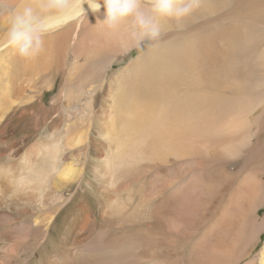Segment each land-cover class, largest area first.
<instances>
[{
    "label": "bare ground",
    "instance_id": "6f19581e",
    "mask_svg": "<svg viewBox=\"0 0 264 264\" xmlns=\"http://www.w3.org/2000/svg\"><path fill=\"white\" fill-rule=\"evenodd\" d=\"M218 6L202 0L182 21H162L159 40L137 45L128 22L110 31L103 4L94 13L82 0L84 14L50 33L24 69L65 72L62 49L74 36L76 62L62 105L22 123L26 136L56 127L47 139L21 155L16 141L0 140L21 156L0 165V264H264V0L203 29ZM1 11L6 31L11 12ZM133 49L136 58L112 69ZM7 93L0 138L9 113L12 123L38 110ZM72 100L84 108L76 124ZM77 146L101 166H61ZM91 171L104 185L95 191L102 208L65 217L91 188Z\"/></svg>",
    "mask_w": 264,
    "mask_h": 264
},
{
    "label": "rangeland",
    "instance_id": "374dc122",
    "mask_svg": "<svg viewBox=\"0 0 264 264\" xmlns=\"http://www.w3.org/2000/svg\"><path fill=\"white\" fill-rule=\"evenodd\" d=\"M220 3V6H218V12L214 14L215 25H204L203 29L206 27H211V28H224L228 23L231 22V17L235 16V14L241 13L245 10H250L253 6V4L259 0H217ZM21 0H4V2L0 3L2 10H4L6 13L12 12L14 8H18L19 3ZM20 7V6H19ZM0 13H3L1 11ZM11 14V13H10ZM206 20H203L205 22ZM62 32V31H61ZM0 44L3 42L5 39V34L6 31H0ZM178 34V33H177ZM185 33H183L184 36ZM49 34L45 37H49ZM53 36H51L52 38ZM77 36H74L70 42V52L66 51L67 48L62 49L63 52V62H66L63 66L61 67L64 68L65 72H56L53 71L54 69L48 71L47 69L44 70V72H41V74H38L37 72L35 73L34 71L28 72L26 71L25 66L30 63V60H24L21 57H19L16 53V51L11 48L7 47L6 49H3L0 51V93L1 97L3 94L5 95L6 91H8V96L10 101H16V106L22 107V106H30L31 108H37L35 112L32 114L29 113L26 110H22L19 112L14 119V121L11 123V115L12 113H9L7 117H4V121L1 122L3 124V128L5 129L3 131V136H1L0 140H3L4 142H17V153L18 155L24 154L35 142L42 140H46L47 137L52 133V131L56 128H52L51 133L49 135H42V133H45V131H37L32 135L26 136V133L23 130H25V125L22 123L27 119L25 117L33 119L39 113L38 111L43 107L45 110H50L49 106L51 103L56 102V105H62L64 102L63 96H64V88H65V82L66 78L69 74V69L71 65H73L76 62L75 55L71 54V50L76 42ZM49 41V39H46ZM47 41L45 42V44ZM49 44V43H48ZM264 46V45H263ZM139 50L138 49H133V52L127 56L124 55V57L121 60L120 65H114L112 69L117 70L118 68L122 69L125 67V65H128L129 62L136 58L138 55ZM51 56V54H50ZM46 60H48L46 58ZM51 58L49 57V61ZM29 61V62H28ZM65 66V67H64ZM26 72H25V71ZM43 71V70H42ZM47 71V72H45ZM56 72V73H55ZM28 73V74H27ZM33 77H32V76ZM39 75V76H38ZM36 76V77H35ZM43 80V81H42ZM41 81V82H40ZM2 101V100H0ZM72 107L74 108L72 111V117L70 119H73L75 121V124L77 121H79L82 118V113H83V104L82 102L77 103L73 101ZM102 103V100H99V103ZM29 113V114H28ZM1 114V112H0ZM60 114V113H58ZM35 115V116H34ZM60 116V117H59ZM59 122L55 125H62L66 124L69 119L67 116H65L63 113L59 115ZM20 120V121H19ZM52 120L48 122V126L51 125ZM46 134V133H45ZM27 137L26 139H24ZM95 139L97 141L100 140V138L95 134ZM17 138V139H16ZM98 148V147H97ZM101 148V147H100ZM103 152L105 150H102ZM101 151V152H102ZM20 152V153H19ZM86 153V156H85ZM16 153L10 152V151H2L0 150V165L6 166L9 165L11 162H16L21 156L15 157ZM87 157V160L85 159ZM59 164L61 166H79L81 168L89 169H94L96 166L100 167L101 164L95 160V154L94 150L90 151H84L82 149V146H77L69 152H62L59 160ZM86 164V165H85ZM87 180L89 183H91V188L88 186L85 188L86 190V195H80L79 200L80 203L78 202L73 206L72 209L69 208V210L64 214L65 217L71 216L74 214L76 209L78 207L80 208H85L87 211L94 209L95 210H100L101 203L98 204V200L100 196H97V193H95L96 188H97V183H98V188L101 186H104L101 184V179L100 177L96 176V172H90L89 177H87ZM261 214L264 213V209L261 210ZM82 217V214H79ZM57 236V233H55L54 238ZM263 245V244H262ZM261 245V246H262Z\"/></svg>",
    "mask_w": 264,
    "mask_h": 264
},
{
    "label": "clouds",
    "instance_id": "9594fccd",
    "mask_svg": "<svg viewBox=\"0 0 264 264\" xmlns=\"http://www.w3.org/2000/svg\"><path fill=\"white\" fill-rule=\"evenodd\" d=\"M4 0H0V3ZM98 12L103 4V23L110 31L128 22L137 45L155 42L163 33L162 21L180 22L197 11L202 0H87ZM84 14L82 0H29L14 8L9 17L4 46L24 60H34L45 49V37L69 19Z\"/></svg>",
    "mask_w": 264,
    "mask_h": 264
}]
</instances>
